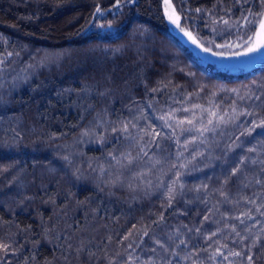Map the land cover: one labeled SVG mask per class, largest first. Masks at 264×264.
<instances>
[{
	"label": "trees",
	"instance_id": "obj_1",
	"mask_svg": "<svg viewBox=\"0 0 264 264\" xmlns=\"http://www.w3.org/2000/svg\"><path fill=\"white\" fill-rule=\"evenodd\" d=\"M171 3L180 29L215 57L247 52L252 41H245L255 25L245 24L244 17L249 9L262 10L258 0ZM113 4L0 0V53H14L0 74V241L11 245L7 256L0 251V264H122L129 255L130 264H147L149 257L163 264L161 256L171 257L157 240L180 257L193 246L207 248L200 252L201 264H218L207 256L225 243L242 251L252 238L245 225L261 239L251 252L229 259L248 264L245 256L251 254L255 264H264V216L245 203L254 194L264 200V187L255 184L256 178L264 180L262 166L250 163L264 160V127H254L264 120V59L246 70H220L200 62L170 31L161 0H136L119 9ZM97 6L102 16L95 13ZM193 104L211 107L228 122L214 119L209 127L215 131L203 135L161 128L159 116ZM193 111L196 127H203L210 114L200 120L202 110ZM185 117L193 118L192 112L175 111L168 123L176 127ZM118 119L155 128L163 137L129 169L110 168L105 156L129 150L135 156L138 148L124 138L115 141L108 124L103 133L108 143L93 136L100 132L97 124ZM86 130L90 135L82 136ZM235 168L240 171L232 175ZM170 187L176 188L171 203ZM250 209L255 221L244 218L242 225L234 219ZM233 225L249 240L241 242ZM214 231L217 236L205 239ZM180 239L187 249L175 247Z\"/></svg>",
	"mask_w": 264,
	"mask_h": 264
},
{
	"label": "snow or ice",
	"instance_id": "obj_2",
	"mask_svg": "<svg viewBox=\"0 0 264 264\" xmlns=\"http://www.w3.org/2000/svg\"><path fill=\"white\" fill-rule=\"evenodd\" d=\"M136 0H114V4L113 7L119 9L121 7L122 3H135ZM245 2H247V0H245ZM258 3L262 6V10L257 11V12H252L251 9H249L248 11V15H246L244 17V23L247 25H255V27L252 29V35L249 36L247 38V40L245 41V43H247L248 41H252L253 44L251 47H249L248 51L249 52H259L261 48H264V0H258ZM162 4L164 6V9L167 13V9L168 8H173L174 6L171 3V0H162ZM196 12H200L201 9L197 8L195 9ZM95 13L99 16L103 15V10L97 6L95 9ZM249 16L252 17V19H249ZM259 16L260 19L259 21H257L255 19V17ZM169 20L172 21V23L176 24L177 27H180L179 24V20L181 19V17L179 15H176L175 18H173L172 15L168 16ZM216 23H219V21H216ZM224 24H228L229 21L228 20H224L223 21ZM240 22L237 21V24H239ZM103 27V25H101ZM108 27H111V24H108ZM187 35H191L190 33H186ZM258 38V39H257ZM0 39H3L2 37H0ZM241 39H243V37H241ZM242 46V45H237ZM209 49H205V51H208ZM14 55V53L12 51H7L4 50L3 53H0V74H2L6 68H7V64H8V58L12 57ZM15 55H19V53H15ZM164 87H167V85L165 84ZM163 91V88L157 89V88H153L151 89L152 92H157V91ZM237 96H239V93H236ZM254 95V93H253ZM0 99H2V96H0ZM188 99H192V96L189 95ZM240 99H244V97H240ZM256 99L259 100L260 97L256 96ZM210 104L212 103L211 101L209 102ZM151 105H149L150 107ZM218 107V106H217ZM194 109H201L202 110V115L198 118L200 120H203V113H209L210 114V118L207 120V123L203 126V127H196V119L195 118V112L193 111ZM175 111H183V112H192L193 114V118H188L185 117L184 119H180L177 121L176 127L173 126V124L168 123V121L170 119H174L175 118ZM175 111H170L165 113L164 115H161L158 117V119L160 121H163L164 123L161 125V128H168V129H172V132L174 133L176 131V128L179 127L180 128V134L183 135L185 132L187 133H192V132H198L201 135H203L205 132H210V131H215L214 127H209L210 125H213L214 119L218 120L221 123H227L228 121L225 120V116L224 115H217L216 111H213L211 107H207L205 108L203 105L201 104H193L192 108H183V109H177ZM233 112H235V108H233ZM240 115H252L251 112H242L240 113ZM134 119H136L134 117ZM104 124H108L111 133L113 134V138L115 141L119 142L121 140V138L127 139L130 142V145H134L136 148L139 149V151L137 152V154L135 156H133L132 151H121V152H109L107 154V156H105V160L108 162L109 167L110 168H119V169H129L133 164H135L137 162V160L141 159V153L143 154V156H147L148 152L145 150L146 148H150L152 145H156V147H159V143L157 138H163L161 137V132L155 130V128H152L150 130H146L144 127H141L138 123L133 122V121H125V120H119L118 119V123L117 122H112V121H102V123H99L96 125L97 128L100 129L99 133H93V136L96 139V142L103 145L108 143L107 138L103 135V133L105 131H107V129L104 128ZM189 125L190 127H182L183 125ZM254 127H264V120H262L259 124L254 125ZM134 129H139V131L134 134L133 130ZM253 131V128H249L247 129L248 134H251V132ZM116 133H119V135H115ZM140 133H144L145 135H147V137L149 138L147 141H144V136L140 135ZM244 133H242L243 135ZM90 133L89 131H84L82 133V136H89ZM166 138L171 139L170 136H166ZM141 141H144V143L142 144ZM177 143H179V141H176ZM187 144V141L185 143V146ZM250 151H255V149H250ZM63 159L71 164V161L69 160L68 156H64ZM247 158L244 157L241 159L240 163L243 164L245 162ZM156 163H160V161H156ZM251 164H257L259 163V165H261L262 167L260 168V171L262 173H264V160H259L257 161L256 159H253L250 161ZM173 167H175V165H173ZM183 167V165L181 166ZM93 171H96L95 169H93ZM106 169H104L103 167H101L99 169V174L103 175L105 173ZM240 169L239 168H235L232 171V175H236L237 172H239ZM133 176H137L140 175L142 176L143 173H132ZM118 179V178H117ZM177 180L178 177L176 179L171 180V184L176 185L177 184ZM116 181H113V184H115ZM255 184L257 185H261L262 187H264V180H261L260 178H256L255 179ZM128 187L131 188V184L128 185ZM179 189L182 191L184 188L183 183H180L178 185ZM168 194H169V203H171V200L174 198L173 197V193L176 191L175 187H170L167 189ZM222 195H225V199L227 200V196L226 194L222 193ZM257 200H260V203L257 205ZM246 204H251L254 205L256 207V211L261 215L264 216V211H261V209H264V200H261V198L259 196H255L254 194V198H250L247 199L245 201ZM247 220H253L255 221V217L252 215L251 209L245 213H242V216H237L234 217V219L239 220L240 224L244 225L245 224V219ZM204 220H208V217L205 216L203 218ZM189 231H191V229H189ZM197 232H199V229H196ZM245 231H247L249 233L250 236H252L251 240H249V236H242L240 231H237V228L235 225L232 226L231 228V232L235 233V235L237 237H240L241 242L245 241V240H249L248 244H245L243 246L242 251H235L233 248L229 247V244L225 243L222 246H217L208 256H207V260L209 261H217L218 264H223L224 261H227L228 264H232V261L229 259L230 257H241L242 254H244L245 252H251V249L253 247H255L257 245V243L260 241L261 237L259 235H253L252 234V228L249 225H245ZM261 232H264V227L260 228ZM129 235H131V233H129ZM144 235H148L147 232L144 233ZM217 236V232H212L211 235L205 237V239L207 240H211L212 237ZM127 237H125L126 239ZM156 244L159 245V247L164 251V253L166 255H169L171 258L165 260V258L163 256L160 257V260L163 261V264H172V259L179 257V260L177 262V264H179L180 261H192V264H201V260H200V252H207V248L204 249H200V251H195V246H193V249L188 251V254L186 256L180 257L179 252H176L174 250V248L170 251L169 248L162 243L161 241L157 240L155 242ZM233 244L236 243L235 240L232 241ZM181 244L185 245V248L187 249V241H185L184 239H180L179 243H177L175 245L176 248H178ZM128 247L130 248L131 245H128ZM210 247V246H209ZM222 248L228 249L227 254L222 251ZM11 250V245L4 243L2 241H0V251H2L5 256H7L9 254ZM80 251H82V249L77 248L76 252L79 253ZM152 252L155 253L156 249L153 248ZM94 255V254H92ZM119 255V253L117 254ZM218 258H222V259H218ZM246 260L248 261V264H255L254 260H253V255L248 254L245 256ZM136 259H139V257H136ZM132 261V257L131 255H129V257L124 260L122 262V264H130V262ZM2 264H7V261H3ZM109 264H115V261H109ZM141 264H144L143 261H141ZM147 264H157V260H155L152 257L148 258Z\"/></svg>",
	"mask_w": 264,
	"mask_h": 264
},
{
	"label": "rangeland",
	"instance_id": "obj_3",
	"mask_svg": "<svg viewBox=\"0 0 264 264\" xmlns=\"http://www.w3.org/2000/svg\"><path fill=\"white\" fill-rule=\"evenodd\" d=\"M164 14L171 29H174V31H176L185 40V42L192 48L195 56L202 63H212L220 70L236 72L251 68L264 59V48H261L259 52L248 51L253 42H251L250 46L247 48V52H243V54H233L227 57H215L213 54L204 51L197 40H195L191 35L186 34L188 33L187 31L181 30L180 27H177L176 24L169 20V15H172L173 18L178 15L175 9L168 8L167 13L164 9Z\"/></svg>",
	"mask_w": 264,
	"mask_h": 264
},
{
	"label": "water",
	"instance_id": "obj_4",
	"mask_svg": "<svg viewBox=\"0 0 264 264\" xmlns=\"http://www.w3.org/2000/svg\"><path fill=\"white\" fill-rule=\"evenodd\" d=\"M170 31L172 32V29H170ZM175 36L177 37V39L181 42V43H183V44H185L186 45V42H185V40L180 36V35H178V34H175Z\"/></svg>",
	"mask_w": 264,
	"mask_h": 264
}]
</instances>
